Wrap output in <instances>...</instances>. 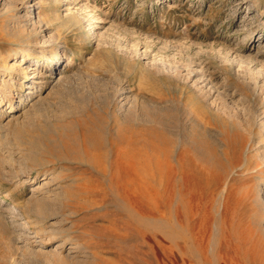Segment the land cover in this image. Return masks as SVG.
Returning a JSON list of instances; mask_svg holds the SVG:
<instances>
[{"label":"rangeland","instance_id":"obj_1","mask_svg":"<svg viewBox=\"0 0 264 264\" xmlns=\"http://www.w3.org/2000/svg\"><path fill=\"white\" fill-rule=\"evenodd\" d=\"M15 3L19 9L14 10L20 14L29 6L26 16L33 21L39 16L42 21V28L36 33L39 37L44 30H56L60 33V44L64 45H59L58 55L46 46L49 62L21 61L28 68L26 78L17 72L4 77L10 85L14 83L13 102H19L32 86L42 84V88L34 91L36 97L25 102L22 110L9 103H3L0 109L5 112L0 116V125L11 117L10 110L17 115L9 129L0 128V205L4 210L19 213L13 220L7 218L8 221L25 223L22 228L0 222V264H4V255L14 254L17 248L16 255H12L13 264H264V209L255 203L259 192L264 198V187L260 189L258 185L262 177L257 174L259 170L245 171L242 165L253 163L251 154H256L257 146L252 151L246 143L238 142L233 149L231 143V139L241 141V133H246L243 129L248 127L250 110L262 108L257 112H264V78L258 81L262 92L257 95L253 81L247 75L246 80L239 78L236 72L239 68L234 63L232 67L228 65L231 53L238 54L237 48L245 46L241 41L245 29L238 28L239 22L251 20V25L257 27L255 30L264 32V25H259L264 17V0H17ZM71 14L78 17L79 23L69 29H58L55 16ZM93 14L99 20L95 31L91 28L96 24L91 19ZM7 16L0 18L1 59L18 50L25 55H39V37L34 36L26 43L22 35L25 32H20L24 22ZM88 22L91 29L86 25ZM131 44L137 45L138 54L129 49ZM176 44L179 47H174ZM57 46L53 44L54 48ZM226 48L230 49V55L225 54ZM257 49L240 52L254 57ZM146 51L147 55H141ZM172 51L174 57L170 55ZM155 52H162L165 59L170 56L172 68L177 67L176 71L181 73L177 77L173 70H168L170 76L173 74L171 77L162 74L160 71L170 66H165L160 53L154 55ZM260 54L255 57L264 64V47ZM184 59L185 63L189 59L196 62L197 71L203 65L202 81L186 75V66L181 63ZM35 67L47 73L52 67L59 70L45 75L47 81L43 82L42 78L35 79ZM194 81L205 89L212 85L211 94L201 96ZM102 84L115 94V102L130 104L136 97L133 102L136 111L125 115L122 109H116L114 116L106 106L105 96L99 99L100 95H95L98 98L94 97L92 109L68 119L75 125V136L72 132L65 137L62 128L67 122L61 123L56 117L66 104L80 96L79 89L100 88ZM216 85H222L221 89ZM123 87L124 93L120 94ZM222 88L229 90V95L222 94ZM186 102L209 119L213 129L219 132L221 128L218 136L211 133L213 139L199 132L193 137V158L204 165H153L151 161L146 183L135 180L134 156L129 149L153 153L163 137L178 143ZM203 102L211 108L204 107ZM152 103H157L158 109L152 106L153 109ZM228 115L237 117L241 123L238 132L224 122L228 121ZM261 116L264 118V113ZM37 136H41L43 145L36 147ZM71 138H75L74 143ZM218 139L224 152H220L219 143L216 145ZM56 140L63 145L56 147ZM175 147L174 155L178 150ZM76 150L84 156H77ZM94 152H99L102 171L90 161ZM21 153L35 157L38 163L31 165V176L20 173V177L14 178L8 171L18 165ZM10 154L15 160L12 165L2 161ZM232 157L241 165H230ZM218 173L221 178L216 179ZM226 178H230L226 196L232 199L228 208L223 207L221 194ZM48 179L53 180L50 191L45 193L50 194L47 198L52 199V205L47 198L45 202L31 199L32 192L41 194L37 188ZM247 225L255 231L252 236L247 234ZM49 229L52 238L45 233ZM191 232L198 239L203 237L204 243L197 241ZM10 237L18 243L15 241L13 246Z\"/></svg>","mask_w":264,"mask_h":264},{"label":"bare ground","instance_id":"obj_2","mask_svg":"<svg viewBox=\"0 0 264 264\" xmlns=\"http://www.w3.org/2000/svg\"><path fill=\"white\" fill-rule=\"evenodd\" d=\"M2 1V2H1ZM17 0H0V5L2 4L4 7L1 8L0 6V18L1 17H4L6 15L8 16H15V19L19 20L20 22H24V26L22 28V30L20 32H25L22 33V35L24 36V39L27 42H30L31 40H33L32 38L35 36V37H39V35H37V31H38V28H42L41 26V20L38 17H36L37 19H35L33 21V18L30 19L26 16V12H28V10L30 9L29 6H26V12L24 14H20V11H15L14 9H19V7L17 6V4L15 3ZM23 1V0H22ZM255 1V0H254ZM249 4V3H248ZM20 6V5H19ZM248 6V5H247ZM152 7V6H151ZM6 8H9V10L6 11ZM86 8V7H85ZM21 9V8H20ZM249 10V9H248ZM15 12V13H13ZM67 14V13H66ZM78 15V14H77ZM7 16V17H8ZM250 16V15H249ZM255 16V15H254ZM253 17V16H252ZM6 18V17H5ZM57 22V28L58 29H69L71 26H76L78 23H79V19L78 17H76L74 14H71V15H68L66 17L64 16H55L54 18ZM82 19V18H81ZM91 19H93L94 23H96L94 25V27L91 26V28L96 29V27L98 26L97 23H98V19H97V16H95L94 14L91 16ZM255 19V18H254ZM1 21V19H0ZM244 22H239L237 24L238 28H240L241 30H244V33H242V42L243 44H245L244 47L242 48H237L238 49V54H237V51H231V55H230V49L229 48H226L227 51L225 52V54L227 53V55H230L231 56V59L230 61H228V65L230 67L233 66V63L235 64V66H237L239 69L236 71L237 72V76L240 78L241 76L243 77V80H246V75L248 76V78L250 79V81L252 82L251 84L255 85V87H257V90L255 91V94L257 95H261V90L262 87L260 89H258V81L260 78H264V64H262L261 62H259L260 59H256V55L260 54L261 53V49L264 47L263 45V42H264V32H262L263 30H255L256 28L253 27L251 24H252V21L251 20H243ZM10 22V21H9ZM256 22V21H255ZM8 23V22H7ZM13 24V23H12ZM20 25V23H19ZM43 25V24H42ZM88 26V29H91L89 27V25H91V22L87 23L86 24ZM260 26L261 25H264V17L262 16L261 18V22L259 24ZM44 26V25H43ZM49 27V26H47ZM45 28V27H44ZM86 28V27H85ZM259 28V27H258ZM56 30L54 31H50V30H44V34H42L41 37H39L38 41L40 43V54L39 55H35V54H24L21 50H18V52H15V53H12V54H8L6 56V58H3L1 59V56H0V109L3 107V103H5L7 105V103H9L12 107H15V108H22L24 107L23 105L25 104V102H30L33 98H35L36 96H33L34 94V91H37V90H40L42 88V84L40 86H36V87H33L32 88L30 87L29 90L26 95L23 97V91L24 89H22L20 92L21 97H20V100L19 102H13L11 100V95H12V88H13V85L14 83L12 82L11 85L10 83L7 82V80H4V77H6L5 75L8 74V75H12L13 72H16L17 73H20L22 74V77H27V67H23V63H21V61H26L28 62L29 60H35V61H42L44 60V62H49L50 58L49 56H47L48 54L46 53V46H50L48 50H54V54L56 52V55H58V53L61 51V48H58L59 45H64V44H60V36L58 34L60 33H56L55 32ZM90 32V30H88ZM95 31V30H94ZM48 32V33H47ZM98 32V31H97ZM46 33V34H45ZM102 33V32H101ZM41 34V33H40ZM103 34V33H102ZM98 35H101V34H98ZM105 36V35H104ZM102 37V36H100ZM99 37V38H100ZM103 38V37H102ZM101 38V39H102ZM37 39V38H36ZM147 40V39H146ZM102 41V40H101ZM109 42V41H107ZM160 42V41H159ZM62 43V42H61ZM154 43V42H153ZM162 43V42H161ZM172 43V42H171ZM170 43V44H171ZM53 44H57L58 46L57 47H53ZM144 44V42H143ZM175 44V42H174ZM132 46L129 47V49L131 48V51L135 52L138 54L139 50L137 48V45L136 44H131ZM164 45H166V47H170V49L173 47H171V45H169L168 43H164ZM129 46V45H128ZM139 46V45H138ZM173 46V45H172ZM64 46H62L63 48ZM174 47H179V45H174ZM258 48V49H257ZM28 49V48H27ZM167 49V48H166ZM171 49V50H172ZM255 49H257L256 51V55L254 57H251V56H244V53H241L243 50L245 51H250V50H254L255 52ZM154 50V49H153ZM242 50V51H241ZM241 51V52H240ZM263 51V50H262ZM63 53L62 54H65L64 50L62 51ZM154 52V51H152ZM147 51L146 52H142L141 55H147ZM160 53V52H158ZM157 52H155L154 55L158 54ZM162 53V52H161ZM161 53L158 55V56H161V58H163V54L161 55ZM51 54V53H50ZM173 54V51L172 53L170 54L172 56ZM263 54V53H262ZM1 55V54H0ZM140 55V56H141ZM165 55V54H164ZM261 55V54H260ZM169 56V55H168ZM179 56V55H178ZM180 56L181 53H180ZM229 56V57H230ZM165 57V56H164ZM170 57V56H169ZM168 57V59H169ZM173 57H174V54H173ZM184 57V56H183ZM228 57V56H227ZM228 57V58H229ZM258 57V56H257ZM182 58V57H181ZM180 58V59H181ZM189 58V57H187ZM198 58V57H197ZM57 59V58H56ZM156 59V57H155ZM163 58L162 60V63L163 61L166 63L165 66L169 67L170 66V69L168 68H165V69H162L160 72L166 76H170V73L168 70H173V71H176L177 67L175 69L172 68V64H173V61L172 60H168V59H165ZM178 59V58H177ZM199 59V58H198ZM225 59V58H224ZM187 60V59H186ZM228 60V59H226ZM52 61V60H51ZM184 60H181V63H184L183 66H186V75L190 78V76H197L198 77V81H200L203 77L204 74V70L202 68V66H200V71H197L196 70V67L194 66V64L196 63H193V60H190L189 59V62L188 63H185ZM263 62V61H262ZM25 63V62H24ZM37 63V62H36ZM227 63V62H226ZM43 64V63H42ZM50 65V64H49ZM164 65V64H163ZM36 66V65H35ZM52 66V65H51ZM158 66V65H157ZM179 66V65H178ZM159 67V66H158ZM31 68V67H29ZM228 68V67H227ZM184 69V68H183ZM33 70L35 71L34 72V75H36L35 79H39V78H42L41 80L44 82V81H47V80H44L46 79V76L45 75H48V74H54L56 73L59 69H57L56 67H52L50 68V70L48 71L49 73H47L46 70H43L39 67H35L33 68ZM165 72H164V71ZM207 70V69H206ZM167 71V72H166ZM206 72V71H205ZM181 71L178 73V71H176L174 77H177L178 74H180ZM208 73V72H207ZM206 73V74H207ZM56 75V74H55ZM209 76V74H207ZM50 76V75H48ZM173 76V74L171 75ZM170 76V77H171ZM3 77V79H2ZM205 77V76H204ZM203 77V78H204ZM8 78V77H7ZM34 79V80H35ZM13 80V79H12ZM57 80V79H56ZM242 80V79H241ZM40 81V80H39ZM38 81V82H39ZM52 81V80H50ZM202 81V80H201ZM248 81V80H247ZM49 82V81H48ZM56 82V81H55ZM112 82V81H111ZM195 84H197L196 81H194ZM264 82V81H263ZM37 83V82H36ZM206 83V82H205ZM210 83V82H209ZM48 84V83H47ZM249 84V83H247ZM264 84V83H263ZM24 85L26 86L27 84H25L24 82ZM103 85V84H102ZM203 85V83H202ZM260 85V84H259ZM212 86V85H211ZM210 86V88H203L201 86H198L197 84V89L200 91V95L201 96H206L208 97V95L211 94L212 92V87ZM214 86V84H213ZM217 86V85H216ZM222 86V85H221ZM221 86H217V89H221ZM109 87V86H108ZM254 87V88H255ZM122 91H120V94L121 93H124V87L123 88H120ZM119 89V90H120ZM216 89V88H215ZM72 90V89H71ZM253 90V89H252ZM260 90V91H259ZM77 91V90H76ZM79 91H81L80 93V96L79 97H76L74 98V102L72 103H69V104H66L63 108V112L61 113V115L59 117H56V120H60L61 123L64 122V121H68V119H72V117H79L80 114L84 113L85 111L87 110H90L92 109V105L93 103H96L94 101V97H97L95 95H100L99 99L103 96H105V98L107 99V108L110 109L111 111V114H114V112L116 111V109L118 110H123L125 115H129V114H132L134 113V109L136 111V106L133 105V102L137 101V98L135 97V100L132 102V103H128L126 104V102L124 103H120L119 102H115V98L113 97L114 95H112L113 93H111L109 91V88H107V86H101L100 88H97L96 86L94 87H89V88H86L84 89L83 91L79 89ZM10 92V93H9ZM70 92V91H69ZM78 92V91H77ZM118 92V91H117ZM116 92V94H117ZM40 93V92H39ZM71 93V92H70ZM218 93L220 94L221 91H218ZM224 93V95H229V90H227L226 88H222V94ZM233 95V93H232ZM231 95V97H232ZM33 96V97H32ZM39 96V95H38ZM119 96V95H118ZM264 96V95H263ZM98 98V97H97ZM95 98V99H97ZM118 98V97H117ZM38 100V99H37ZM106 101V100H104ZM21 102L23 103L21 105ZM239 102V101H238ZM261 103L263 101H260ZM137 103V102H136ZM172 103V102H171ZM37 104V103H36ZM153 105H150L151 107H155V109H158V105L156 106L157 103H152ZM174 104V103H173ZM204 104V105H203ZM203 106L210 109V105L209 104H205L203 102ZM235 104H238L239 103H236ZM30 107L33 106V104H29ZM100 105V104H99ZM97 103V107H100ZM104 105V104H103ZM175 105V104H174ZM179 105V104H178ZM62 106V105H61ZM249 106V105H248ZM247 106V107H248ZM29 107V108H30ZM35 107V106H33ZM103 107V106H102ZM136 107V108H134ZM152 107V108H153ZM157 107V108H156ZM179 107V106H178ZM259 107V106H258ZM257 106H254V108H258ZM263 107V106H262ZM183 108H184V111L186 112V115H185V120L183 121V127H182V132H181V137L178 141V143L175 142L172 143L169 141V139L163 137L164 139H162V142H161V145L158 147L157 150H155V152L153 153H141L138 149H134L133 148L129 149L128 152L132 151V154H133V158H134V165H133V172H134V177H135V180H140V183L142 184H145L146 183V179H147V176H148V165H151V161H154V164L153 165H204L202 162H200L199 160H194L193 158V155H192V151L193 149L195 148L193 146L194 144V140H193V137L195 134H197V132H199V134H202L203 136H207V137H211L213 136L211 133H214V134H218L219 135V132L221 130H219V132L216 130V129H213L211 126V122L209 119L205 118V116L203 114H200L199 112H197V110L190 104H186L183 103ZM250 108V107H249ZM248 108V109H249ZM154 109V108H153ZM246 109V110H248ZM252 109V108H251ZM29 110V109H28ZM32 110V109H31ZM117 110V111H118ZM245 110V111H246ZM250 110V109H249ZM260 110V109H259ZM257 109H253V110H250L251 112H249V117H248V121L246 122L248 124V127L247 129H243V130H246V133H241V141H236V139H231V143L234 145L232 146L233 149H236L235 147V144L237 145L238 142L239 143H246L247 144V148L250 150L252 149V147H256L255 148V151H256V154L255 153H252L251 155H253V163H248V162H245L243 163L242 165H244L243 167L245 168L244 170L245 171H248L250 170L249 172H251L252 170H259L258 171V176L262 177V179L260 180V182L258 183V185L261 187L260 189H262L264 187V118H262V116L260 117V113H258L257 111H259ZM262 110V108H261ZM260 110V111H261ZM4 110H1L0 111V116H2L3 114H5V112L3 113ZM20 111V110H19ZM24 112V111H23ZM26 112V111H25ZM24 112V113H25ZM109 112V114H110ZM227 112V111H226ZM230 112V111H229ZM10 113H13V115H11ZM17 113V112H16ZM22 113V112H21ZM22 113V114H24ZM116 113V112H115ZM119 113V112H118ZM129 113V114H128ZM148 113V112H147ZM248 113V112H247ZM46 114V113H45ZM123 114V113H122ZM136 114V113H135ZM134 114V115H135ZM150 114V113H149ZM228 114V113H227ZM230 114V113H229ZM9 115L11 116L10 118L7 119L6 124H2L0 125V128L1 129H7L10 125H12V123L14 122V119L16 118V114H14V111L13 110H10L9 111ZM25 115V114H24ZM113 116V117H114ZM131 116V115H130ZM136 116V115H135ZM138 116V115H137ZM229 116V115H228ZM119 117V116H118ZM125 117V116H124ZM133 117V116H132ZM28 118V117H27ZM49 118V117H48ZM237 118V117H235ZM235 118H232V116L230 115L229 116V119H227L228 121H224L227 123L228 126H230L232 129H234L235 131L238 132V127L240 128L241 127V123L238 122L239 120L235 119ZM23 119V118H22ZM125 119V118H124ZM129 119V118H128ZM149 119V118H147ZM151 119V118H150ZM18 120V119H17ZM16 120V121H17ZM130 120V119H129ZM134 120V119H133ZM144 120V119H142ZM71 121V120H70ZM145 121H148V120H145ZM241 121V120H240ZM51 122V121H50ZM73 122V121H72ZM125 122V121H124ZM244 123V122H243ZM22 124V122H21ZM24 124V123H23ZM29 125V124H28ZM128 125V124H127ZM30 126V125H29ZM245 126V125H244ZM74 127L75 125H73V123L71 122H67V123H64L63 125V128H62V133L65 135V137H69L71 135V133L73 132L74 130ZM14 128V127H13ZM16 128V127H15ZM246 128V127H245ZM9 129V128H8ZM29 129V128H28ZM199 129V130H198ZM50 130V129H49ZM15 132H16V129H15ZM60 133V132H59ZM6 134V133H5ZM128 135V134H127ZM217 135V136H218ZM221 135V134H220ZM21 136V135H20ZM63 136V135H62ZM73 136H75V131L73 132ZM126 136V135H125ZM124 136V137H125ZM198 136V135H197ZM196 136V137H197ZM201 136V135H200ZM76 138V137H75ZM75 138H71L72 142L74 143L75 141ZM127 138V137H126ZM212 138V137H211ZM64 139V138H63ZM66 139V138H65ZM131 139V138H130ZM141 139V138H140ZM213 139V138H212ZM217 139V138H216ZM29 140V138H28ZM60 140V139H59ZM136 140V139H135ZM46 141V139L44 140ZM78 141V140H76ZM131 141V140H130ZM220 139H218V142L216 143V145L219 143ZM66 142V141H65ZM68 142V141H67ZM71 142V141H70ZM134 142V141H132ZM192 142V143H191ZM34 145L37 147L38 144L40 145L42 143L43 145V142L41 141V136H37V139L34 141ZM56 147H61L63 144V142H59V141H54ZM128 143V142H127ZM126 143V144H127ZM28 144V143H27ZM31 144V142H30ZM203 144V143H202ZM8 145V144H7ZM11 145V144H10ZM79 145V144H78ZM225 145V144H224ZM6 146V145H5ZM33 146V147H35ZM70 146V145H69ZM73 146V145H72ZM125 146V145H124ZM175 146L178 147V150L176 152V154L174 155V148H176ZM201 146V145H200ZM220 143L218 144V147H220ZM228 146V144H227ZM45 147V145H44ZM71 147V146H70ZM77 147V146H76ZM222 148V146H221ZM220 148V149H221ZM22 149V148H21ZM33 149V148H32ZM73 149V148H72ZM35 150V149H34ZM23 151V150H22ZM72 151V150H70ZM74 151V150H73ZM77 151V150H76ZM75 151V152H76ZM253 151V149H252ZM5 152V151H4ZM20 152V151H19ZM35 152V151H34ZM78 152V151H77ZM220 152H224L223 151V148H222V151ZM82 152H78L77 153V156L79 157H83L84 155H81ZM99 152L98 153H95L94 152V156L93 157H89L90 158V161L95 164L96 166H98V170L102 171L104 170V166L103 165H100L99 164ZM223 155V153H222ZM18 156V155H17ZM226 159L229 160V158L225 155ZM232 160V161H231ZM5 164H8L10 165L13 161V157H12V154H10L8 157L6 158H3L2 160ZM15 161V160H14ZM13 161V162H14ZM192 161V162H191ZM231 161V164L230 165H241L239 162H237V159H234L233 157L230 159ZM229 161V162H230ZM194 162V163H193ZM34 163V165L38 163V160L35 159V157H31V156H28L26 153L25 154H20L19 155V158H18V165L17 166H11L10 167V170L8 171V174L12 175V177H20V173H28V176H31L32 175V164ZM192 163V164H191ZM14 164V163H13ZM12 165V164H11ZM9 169V168H8ZM7 173V172H6ZM250 174V173H249ZM253 174V172H252ZM251 174V175H252ZM10 178V177H9ZM31 178V177H30ZM53 178V177H52ZM215 178L216 179H219L221 178V175L218 173L215 175ZM12 179V178H11ZM20 180V179H19ZM24 180V179H22ZM21 180V181H22ZM53 179H48L45 183L43 182L42 184L40 183L37 190H39L41 192L40 193H36V192H32L31 193V199H36L37 201L40 200V201H44L46 200V198H50V194H47L45 192L48 193V191H50L49 189V184L52 182ZM229 181H230V178H226L224 179L222 185L224 186L222 188V192L221 194L223 195V207L225 208H228L230 205H231V202H232V199L231 197L228 198L226 196V193H227V188H228V185H229ZM15 188V187H14ZM259 189V187H258ZM259 189V190H260ZM261 191V190H260ZM54 192V191H53ZM249 189L246 191L245 193V198L248 199V195H249ZM58 195V193H57ZM55 196V195H54ZM54 196H53V199H54ZM47 198V201L48 203L51 202V205H52V199H49L48 200ZM56 199V198H55ZM256 199V197L254 198ZM45 202V201H44ZM54 202V201H53ZM32 203V202H31ZM257 205L261 206L263 209H264V198L260 195V192H259V196L257 195V199H256V202H255ZM28 206V205H27ZM5 207V206H4ZM45 207L46 204H45ZM50 207V206H49ZM48 207V208H49ZM260 207V208H261ZM25 208V207H24ZM51 208V207H50ZM49 208V209H50ZM261 208V209H262ZM27 209V207H26ZM34 209V208H33ZM31 209V210H33ZM15 210L13 211H7V210H4L2 208V206L0 205V222L2 224H5L6 226H14L16 227V225H19L23 228V225L24 224H20V223H16V221H8V219H14V216L16 215H19V213L17 212H14ZM47 212V210H45ZM30 212V211H29ZM11 213V214H10ZM51 213V212H50ZM47 213L44 214V211H43V214L44 216H46ZM9 215H12V216H9ZM41 215V214H40ZM21 216V214H20ZM39 217V216H38ZM8 218V219H7ZM42 219V218H41ZM19 222V221H18ZM1 224V225H2ZM248 224V223H247ZM18 229V228H17ZM53 229V227H52ZM247 234L249 236H252L253 233H255L254 229L252 228L251 230V226L250 225H247ZM56 230V229H55ZM24 231V230H23ZM46 234L49 236L48 238H52L53 235H51V229L49 230H45ZM54 231V230H53ZM57 231V230H56ZM21 232V231H20ZM28 232V231H27ZM43 232V231H42ZM55 233V232H54ZM27 234V233H26ZM191 235L195 236L196 240L203 244L204 243V238H200L198 239V235H196V233H192L191 232ZM13 236V235H12ZM56 236V235H55ZM12 239V245L14 246L16 244V240L15 238L13 237H10ZM16 241V242H15ZM65 241V240H64ZM68 241V240H67ZM18 243V242H17ZM64 245V244H63ZM62 245V246H63ZM17 247V246H16ZM12 248V247H11ZM15 249V248H14ZM18 249V248H17ZM17 249H15L14 251V254L12 255H16V251ZM29 249V248H28ZM20 250V249H19ZM32 251V250H31ZM20 252H22L20 250ZM19 253V252H18ZM12 255H4L2 257V262L4 264H13L12 261H13V258L14 256ZM19 255V254H18ZM67 255V254H66ZM16 259V258H15ZM234 264V263H233Z\"/></svg>","mask_w":264,"mask_h":264}]
</instances>
